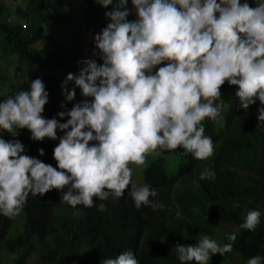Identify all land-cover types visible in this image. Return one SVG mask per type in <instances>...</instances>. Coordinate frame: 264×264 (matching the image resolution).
Returning <instances> with one entry per match:
<instances>
[{"label":"clouds","instance_id":"9594fccd","mask_svg":"<svg viewBox=\"0 0 264 264\" xmlns=\"http://www.w3.org/2000/svg\"><path fill=\"white\" fill-rule=\"evenodd\" d=\"M108 23L94 36V54L102 63L87 59L78 75L69 73L62 95L72 101L75 89L84 97L70 110L46 119L42 112L49 93L41 78L27 90L20 89L0 100V131L17 137L27 129L30 139L56 140L57 167L24 155V145L0 135V215L15 217L32 197L56 189L60 203L72 207L94 206L93 198L119 200L127 196L136 209L153 211L163 205L153 199L155 189L131 183L130 164L142 166L148 154L162 155L178 148L206 160L213 141L204 135L202 121H215L224 105L220 86H236L238 108L247 111L259 101L257 121L264 122V0L250 7L247 0H131L135 19L129 21L128 0H96ZM158 65H162L157 68ZM153 69H156L153 71ZM62 109L64 105L60 106ZM43 156V149L39 150ZM200 180H214L211 165ZM98 211L105 204L95 205ZM235 206H239L236 204ZM259 209L249 210L241 229L260 223ZM222 245L206 235L196 244L175 246L180 264H209L211 255L231 252L235 233H226ZM101 264H139L132 251ZM246 264H264L255 255Z\"/></svg>","mask_w":264,"mask_h":264},{"label":"trees","instance_id":"16d2710c","mask_svg":"<svg viewBox=\"0 0 264 264\" xmlns=\"http://www.w3.org/2000/svg\"><path fill=\"white\" fill-rule=\"evenodd\" d=\"M13 1H18L14 7L0 0V100L27 90L29 82L39 77L49 93L43 117L64 123L67 118L60 120L56 114L84 97L70 81L64 87L75 89V95L66 101L62 84L69 73L78 75L90 54L97 57L94 36L108 23L104 13L112 5L104 8L96 0ZM247 2L254 7L258 0ZM126 7L127 19H135L131 0ZM235 91L236 86L225 81L220 86L221 115L215 121H202L204 135L213 141L212 156L194 160L191 154L179 155L178 148L172 152L184 161L177 172H167L165 155L144 169L143 184L157 192L150 199L163 209L153 211L143 205L136 209L127 196L130 186L119 200L94 197L91 208L60 203L56 189L43 196L29 195L19 215H0V252L17 255L15 264H101L125 251H132L139 264H180L177 244L194 246L199 236L213 239L218 233L222 245L229 243L226 233H235L231 252L211 255L209 264H246L252 256L264 257V122L257 121L259 101L247 111L240 109ZM0 135L6 141L19 140L24 155L57 167L53 149L64 135L60 130L54 141H33L27 129L19 130L15 138L3 131ZM209 165L215 179L200 180V172ZM99 203L105 204L102 212L95 206ZM252 209H259L260 223L251 231L241 229Z\"/></svg>","mask_w":264,"mask_h":264},{"label":"rangeland","instance_id":"374dc122","mask_svg":"<svg viewBox=\"0 0 264 264\" xmlns=\"http://www.w3.org/2000/svg\"><path fill=\"white\" fill-rule=\"evenodd\" d=\"M9 6H16L18 1L15 2L13 0H6ZM86 44L88 46H91V39L86 38ZM91 60L99 61L97 57H95L93 54H90ZM102 63V61H101ZM79 101H82L84 98L79 97ZM165 155L167 158V172L169 174H173L177 172V169L179 167V164L184 161V157H179L174 152H165L162 155H155V154H148L145 158V164L142 166H136L134 164H131L132 168V176H131V183H135L137 186L143 184V174L144 169L147 167V165L155 160H157L159 157ZM131 186V184L129 185ZM264 222V216L261 219ZM217 241L218 244H221L219 234L216 233L215 237L213 238ZM17 258V255H7L4 252H0V264H15L13 260Z\"/></svg>","mask_w":264,"mask_h":264}]
</instances>
